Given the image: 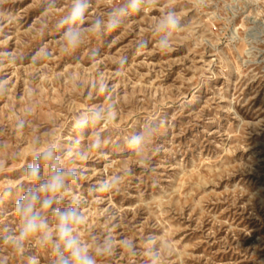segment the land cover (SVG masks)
<instances>
[{
  "label": "rangeland",
  "instance_id": "1",
  "mask_svg": "<svg viewBox=\"0 0 264 264\" xmlns=\"http://www.w3.org/2000/svg\"><path fill=\"white\" fill-rule=\"evenodd\" d=\"M52 2L0 0L3 264H52L35 239L22 252L4 240L17 230L13 202L34 187L26 168L48 144L79 173L58 206L79 199L82 242L94 251L112 238L97 264H264V0H143L71 54L60 21L72 0ZM126 3L89 0L84 27ZM169 11L179 27L165 53L154 26ZM96 109L102 120L76 126ZM149 129V147L133 151ZM114 177L115 190L98 191Z\"/></svg>",
  "mask_w": 264,
  "mask_h": 264
},
{
  "label": "clouds",
  "instance_id": "2",
  "mask_svg": "<svg viewBox=\"0 0 264 264\" xmlns=\"http://www.w3.org/2000/svg\"><path fill=\"white\" fill-rule=\"evenodd\" d=\"M143 0H127L124 6L116 7L105 18H97L91 25L84 27L86 13L90 9L89 0H72L68 14L60 21L64 28L61 40V51L71 54L84 44L85 33H91L95 37L110 34L122 26L125 18L143 11ZM54 7V0L52 5ZM48 11V8H45ZM179 27V21L174 12H167L158 18L154 26L159 38L155 46L161 52H168L172 48L171 36ZM106 85L100 86V91H105ZM108 116L114 118V112L108 111ZM104 118V110L96 109L90 114L81 115L75 121L79 128H84L90 122L100 121ZM23 128V123L18 124ZM152 129L133 136L129 145L133 151H143L149 147V141L154 137ZM92 147L98 148L99 142ZM81 158L84 156L81 154ZM42 169L47 175L42 174ZM26 177L34 187L24 191L13 202L12 211L18 224L15 233H10L4 240L17 251L22 252L24 245L29 240L36 242L45 248H50L52 264H97L96 255H112L113 241L111 237L102 242V246L94 251L82 242L78 226L84 223L85 216L80 208L78 198H73L71 203L64 208L58 205L62 202L64 194L69 191V183L79 177L75 168L65 167L63 158L57 154L55 144H48L36 149L32 162L26 168ZM120 183V177L106 179L99 185V192L115 190ZM5 195L11 196V189L5 190ZM53 205H57L53 207ZM51 212L54 223L49 224L47 213ZM129 251L134 253V246L128 241L121 242ZM153 252L155 250L153 249ZM0 264L3 261L0 260ZM29 264H38L36 258H30Z\"/></svg>",
  "mask_w": 264,
  "mask_h": 264
}]
</instances>
